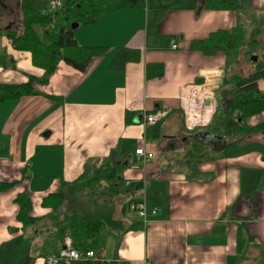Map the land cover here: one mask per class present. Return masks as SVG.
<instances>
[{
    "label": "crops",
    "instance_id": "crops-1",
    "mask_svg": "<svg viewBox=\"0 0 264 264\" xmlns=\"http://www.w3.org/2000/svg\"><path fill=\"white\" fill-rule=\"evenodd\" d=\"M2 6L4 17L8 6ZM238 25L246 33L256 31L257 41L264 37V0H245L238 11L205 9L203 0H145L141 8L105 14L74 29L78 45L106 48L84 71L60 62L46 84L33 85V94L0 102V183L11 184L0 192V264H44L43 245L65 214L43 207V198L104 163L119 169L114 196L122 203L145 198L157 214L145 223L124 204L116 214L108 204L114 224L99 236L101 263L264 264V134L252 133L225 150L218 138H195V144L194 135L204 131L185 132L178 108L181 86L219 70L217 98L229 80L224 51L208 56L191 43ZM12 28L20 29L17 16L0 26V84L20 85L43 72L32 66L29 52L13 49L3 34ZM123 50L137 60L123 66L118 61L112 70ZM251 69L240 61L243 75ZM257 86L264 93V81ZM161 108L168 115L146 126L143 116ZM247 123H264V112ZM193 145L203 158L187 163ZM137 148L154 157L143 163ZM126 181L136 189L129 190ZM19 194L28 195L34 224L18 222ZM91 205L75 212L92 213Z\"/></svg>",
    "mask_w": 264,
    "mask_h": 264
},
{
    "label": "trees",
    "instance_id": "trees-1",
    "mask_svg": "<svg viewBox=\"0 0 264 264\" xmlns=\"http://www.w3.org/2000/svg\"><path fill=\"white\" fill-rule=\"evenodd\" d=\"M28 2L29 0H19L20 29L12 28L3 31V34L11 41L14 50L30 53L32 66L41 70L43 75L40 78L30 76L27 82L20 85L0 84V102L33 94V85L46 84L60 62L77 71H84L93 58L100 57L106 52V48L78 45L72 25L84 27L96 22L102 15L141 8L145 0H61L60 6L55 10L50 8L40 10ZM244 5L245 0H203V8L212 10L238 11ZM255 33L256 31L246 33L243 27L238 25L230 31H217L205 40L191 43L192 50L200 51L204 55L211 56L217 51H224L227 55L226 67L231 83L225 78L223 82L225 89L221 88L217 92L218 118L216 117L208 128L209 131L213 130L212 135H217V140L222 144L221 150L233 147L252 133L264 134V123L255 126H249L247 123L251 117L264 112V93L257 86L259 80L264 81V54L259 57L256 52ZM253 57L257 58L255 62ZM129 60H137V57H131L128 51H121L117 54L111 69L117 68L118 61L123 66ZM241 60L252 66L246 76L239 70ZM126 122H129L128 116ZM193 141L195 144L200 143L194 137ZM209 145L213 147V143ZM196 146L193 145L192 151L187 152V163L194 162L193 157L195 160L203 158ZM98 168L88 180L89 186L103 183V190H107L112 196L115 195L114 185L121 180L119 169L108 163L101 164ZM85 178L86 171L79 176L73 186L67 187L68 189L66 188L68 184L62 182L60 191L43 198V207L50 208L53 212L60 210L66 198L73 196L71 194L73 190L79 191V187L84 188L79 186V183ZM10 185L0 183V192L7 190ZM128 189H136V185L132 184ZM132 201H141V199L129 197L123 209L128 210ZM15 202L19 206L18 222L23 226L34 224L36 220L30 216L31 202L28 195L19 194ZM92 210L93 212L88 214L75 211L65 214L51 241L44 243L43 246L46 248L44 255L54 252L58 244L63 245L65 237H69L73 247L93 250L98 256L101 248L99 236L107 225L114 224V221L110 217L111 208L108 204L96 205ZM101 262L94 260L71 264H103Z\"/></svg>",
    "mask_w": 264,
    "mask_h": 264
},
{
    "label": "built area",
    "instance_id": "built-area-1",
    "mask_svg": "<svg viewBox=\"0 0 264 264\" xmlns=\"http://www.w3.org/2000/svg\"><path fill=\"white\" fill-rule=\"evenodd\" d=\"M61 0H51L49 8L55 10L60 6ZM174 41L170 42L171 49H177ZM223 74L219 70H212L205 74L201 83H191L180 87L178 93V108L182 116L184 130L191 134L209 126L217 110L216 81L222 79ZM168 115L165 108L155 109L143 116L146 126H152ZM135 155L143 163L154 157L151 152H146L143 148H137ZM130 181L125 182V186H131ZM129 210L136 214L143 222L147 223L150 217L157 214V210L151 207L145 198L141 201H132ZM90 260H101L93 250L75 248L71 243L58 247L54 252L44 256V264H71Z\"/></svg>",
    "mask_w": 264,
    "mask_h": 264
},
{
    "label": "rangeland",
    "instance_id": "rangeland-1",
    "mask_svg": "<svg viewBox=\"0 0 264 264\" xmlns=\"http://www.w3.org/2000/svg\"><path fill=\"white\" fill-rule=\"evenodd\" d=\"M18 1L19 0H0V3L6 4L8 6L7 16L1 17L3 6H2V4L0 5V22H1L0 26H1V28H3L7 22L12 21V19L15 16H17L18 23L21 21V10L18 7ZM47 1L48 0H29V2H31L32 5L36 6L40 10H44L47 8V6H46ZM2 25H3V27H2ZM257 39H258V37H257ZM257 45H258V53L257 54L261 56V54L264 51V37L263 36L261 37L260 40L257 41ZM252 56H255V55H252ZM242 69L246 70L245 64L242 65ZM217 97H218V93H217ZM216 100H217V98H216ZM217 107H218V100H217ZM216 112H217V110H216ZM216 112L214 114V118H213L211 124L209 126L203 128V129H201L202 131H204L203 136L207 139V141H210V140L213 141V140L218 138L216 134L212 135L213 130L209 131V129H208L213 124L214 119L217 117ZM182 122H183V120H182ZM210 154H212V152H210ZM99 166L86 168V170H85L86 171V178L84 180H81L82 182L79 183V186L80 185L84 186V188L79 187L80 188L79 191H78V189L73 190L72 191L73 193H71V194H73V196H71V197L67 195L69 197V199L71 198L70 204H68V201H66V200L64 201V204L62 206L63 208L61 207L62 209L59 210L60 215L70 213V211H75V210L80 209V208L84 209L85 207H88L90 204H92L91 209L93 208V206H95V204L96 205L109 204L111 207H113V211L115 212V214L120 211L119 207H121L125 202L122 203L121 199L118 198V196H114V195L112 196L109 194V192L107 190L104 191L103 190L104 189L103 183L102 184H96L93 187L89 186V184H88V180L90 178H92L93 171L96 169H99L98 168ZM86 187H88V188H86ZM67 194H68V192H67ZM93 202H95V203H93ZM74 204L76 206H74ZM123 208H124V205H123ZM76 212H78V211H76ZM39 240H40V238L37 239V241H39ZM34 242H36V241L34 240Z\"/></svg>",
    "mask_w": 264,
    "mask_h": 264
},
{
    "label": "water",
    "instance_id": "water-1",
    "mask_svg": "<svg viewBox=\"0 0 264 264\" xmlns=\"http://www.w3.org/2000/svg\"><path fill=\"white\" fill-rule=\"evenodd\" d=\"M12 24H13V23H10V24H9V27H11ZM77 26H78L77 24H73V25H72V29L74 30ZM253 60L256 61V58L253 57ZM194 138H197L198 140H203L204 142L207 141V139L203 136L202 133L195 134V135H194ZM126 164H128V162H127ZM116 165H118V164H116Z\"/></svg>",
    "mask_w": 264,
    "mask_h": 264
},
{
    "label": "flooded vegetation",
    "instance_id": "flooded-vegetation-1",
    "mask_svg": "<svg viewBox=\"0 0 264 264\" xmlns=\"http://www.w3.org/2000/svg\"><path fill=\"white\" fill-rule=\"evenodd\" d=\"M0 4H2V3H0Z\"/></svg>",
    "mask_w": 264,
    "mask_h": 264
}]
</instances>
